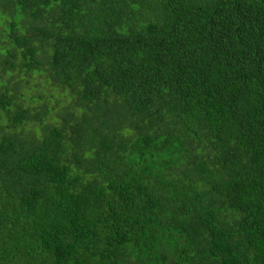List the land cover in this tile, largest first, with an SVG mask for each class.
Returning a JSON list of instances; mask_svg holds the SVG:
<instances>
[{"label":"trees","instance_id":"16d2710c","mask_svg":"<svg viewBox=\"0 0 264 264\" xmlns=\"http://www.w3.org/2000/svg\"><path fill=\"white\" fill-rule=\"evenodd\" d=\"M0 264H264V0H0Z\"/></svg>","mask_w":264,"mask_h":264}]
</instances>
